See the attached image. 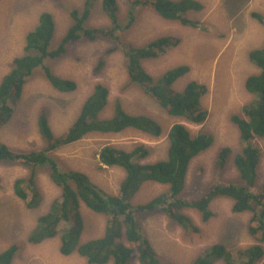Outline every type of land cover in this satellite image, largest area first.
Wrapping results in <instances>:
<instances>
[{"label": "trees", "instance_id": "obj_1", "mask_svg": "<svg viewBox=\"0 0 264 264\" xmlns=\"http://www.w3.org/2000/svg\"><path fill=\"white\" fill-rule=\"evenodd\" d=\"M97 2L83 0L80 7L70 11V25L53 48L49 47L56 32L54 17L50 12L39 14L38 23L25 35L24 53L13 59L11 69L0 80V128L9 122L26 82L37 71L58 92L69 93L76 89V82L56 75L50 63L45 62L47 59L61 58L72 43L118 37L117 34L134 24L140 9H150L170 22L208 31L198 20L189 17L190 13L203 8L198 0H126L124 17L120 16L117 0H100V9L108 18L109 26L92 27L88 20ZM251 16L264 27L262 14L254 11ZM179 42L176 36L162 35L139 46L122 43L128 83L140 87L169 116L198 125L208 116L201 101L208 91L207 86L192 80L181 89L174 87L175 82L189 71V66H175L159 76L151 75L143 66L145 60L156 58ZM248 59L257 68V72L248 75L244 81V88L252 99L242 106L241 115L230 117L239 133L240 149L236 152L230 147L220 149L213 165L215 181L192 194L185 191L188 168L192 159L212 144L210 134L191 133L183 123H174L167 132L166 157L154 162L144 161L149 150L143 144H135L130 150L110 143L102 145L97 153L98 167H119L124 171L118 191L109 194L84 172L62 167L52 156L54 151L96 133L116 134L135 129L158 137L162 133L161 124L151 116L126 112L117 99L111 114H103L109 104V89L103 83L94 84L77 115L61 134L54 133L49 112L41 107L36 125L43 146L38 150H23L0 142V162L30 169L26 177H17L13 182L14 194L25 200L30 209L37 208L43 198L36 186L37 169L46 171L60 193L48 209L37 216L24 241L12 243L0 251V264H12L17 251L26 244L35 245L53 238L59 239L61 255L77 254L88 264H170L162 259L143 233L138 216L161 212L183 232L197 233L199 227L183 211L195 210L205 223L213 216L209 205L217 198L229 199L232 213H250L246 232L253 243L234 249L220 242L214 243L191 264H264V178L257 182L258 166L264 153V39L259 47L248 52ZM102 67L100 62L94 71ZM229 160L236 171L233 181L221 176ZM147 182L165 185L167 191L145 203L134 204V196ZM82 206L105 217L101 236L82 240L85 227Z\"/></svg>", "mask_w": 264, "mask_h": 264}, {"label": "rangeland", "instance_id": "obj_2", "mask_svg": "<svg viewBox=\"0 0 264 264\" xmlns=\"http://www.w3.org/2000/svg\"><path fill=\"white\" fill-rule=\"evenodd\" d=\"M82 1L0 0V80L11 69L13 59L24 53L25 35L38 23L40 13L50 12L54 17L56 32L49 47L53 48L70 25V11L80 7ZM117 1L120 16L124 17L126 0ZM198 1L203 8L190 13L189 17L202 23L207 32L164 20L150 9H140L134 24L122 34H117L118 37L72 43L61 58L55 61L47 59L45 62L50 63L56 75L76 82V89L69 93L58 92L37 71L26 82L9 122L0 128V142L17 149L38 150L43 146L36 125L39 109L47 108L52 130L61 134L77 115L94 84L103 83L109 89V104L103 114H111L112 105L117 99L126 112L156 119L161 124L162 133L152 137L135 129H126L116 134H89L54 151L52 156L62 167L84 172L102 190L114 194L118 191L124 171L119 167L99 168L97 153L100 147L110 143L130 150L135 144H143L149 150L144 161L161 160L166 157L169 128L181 122L191 133L203 132L213 138L210 147L190 162L185 191L192 194L213 183L216 179L213 165L218 151L230 147L236 152L241 146L237 127L230 117L233 114L241 115L242 106L252 99L244 88V81L248 75L257 72V68L249 61L248 52L263 43L264 27L251 16V12L264 16V0ZM99 4L100 0L90 15L88 25L107 27L109 20ZM162 35L176 36L180 42L176 47L159 53L156 58L145 60L143 66L153 76H159L175 66H189V71L175 82L174 87L181 89L192 80L207 86L208 91L201 101L208 116L198 125L169 116L140 87L128 83L121 44L139 46ZM100 62L103 67L95 72L94 68ZM29 171L25 166L0 162V251L12 243L24 241L37 216L44 213L50 202L59 196V188L49 180L46 171L37 169L36 186L43 198L37 208L30 209L27 202L18 198L13 191L14 180L26 177ZM221 176L227 181L236 178L230 160ZM263 178L264 153L258 166L257 182L260 183ZM166 191L165 185L147 182L136 193L133 202L145 203ZM209 209L213 216L205 223L201 222L195 210L183 211L199 227L197 233L183 232L161 212L145 213L138 216V221L154 249L170 264H191L214 243H223L229 249L245 248L253 243L246 232L249 212L232 213L231 201L227 198L214 199ZM81 212L85 222L82 240L101 236L105 217L85 206L81 207ZM58 247V238L35 245L26 244L17 251L12 264H88L77 254L61 255Z\"/></svg>", "mask_w": 264, "mask_h": 264}]
</instances>
